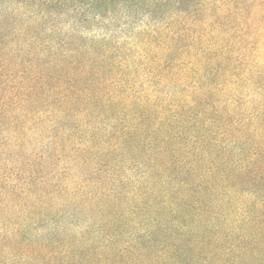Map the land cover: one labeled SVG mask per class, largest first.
<instances>
[{"label": "trees", "instance_id": "trees-1", "mask_svg": "<svg viewBox=\"0 0 264 264\" xmlns=\"http://www.w3.org/2000/svg\"><path fill=\"white\" fill-rule=\"evenodd\" d=\"M0 264H264V0H0Z\"/></svg>", "mask_w": 264, "mask_h": 264}, {"label": "rangeland", "instance_id": "rangeland-1", "mask_svg": "<svg viewBox=\"0 0 264 264\" xmlns=\"http://www.w3.org/2000/svg\"><path fill=\"white\" fill-rule=\"evenodd\" d=\"M120 26H121V24H120Z\"/></svg>", "mask_w": 264, "mask_h": 264}]
</instances>
